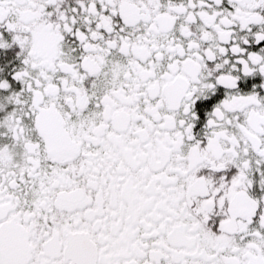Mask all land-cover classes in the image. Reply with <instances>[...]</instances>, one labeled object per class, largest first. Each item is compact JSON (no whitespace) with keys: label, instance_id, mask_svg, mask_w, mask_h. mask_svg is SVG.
Returning <instances> with one entry per match:
<instances>
[{"label":"snow or ice","instance_id":"6c2138e0","mask_svg":"<svg viewBox=\"0 0 264 264\" xmlns=\"http://www.w3.org/2000/svg\"><path fill=\"white\" fill-rule=\"evenodd\" d=\"M0 264H264V0H0Z\"/></svg>","mask_w":264,"mask_h":264}]
</instances>
